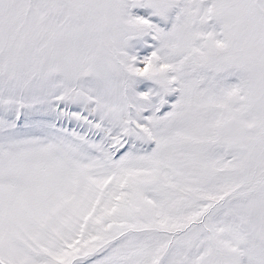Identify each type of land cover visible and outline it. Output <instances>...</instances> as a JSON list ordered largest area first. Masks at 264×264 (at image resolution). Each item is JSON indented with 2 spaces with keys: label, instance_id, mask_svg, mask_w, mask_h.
Returning <instances> with one entry per match:
<instances>
[{
  "label": "snow or ice",
  "instance_id": "6c2138e0",
  "mask_svg": "<svg viewBox=\"0 0 264 264\" xmlns=\"http://www.w3.org/2000/svg\"><path fill=\"white\" fill-rule=\"evenodd\" d=\"M0 264H264V0H0Z\"/></svg>",
  "mask_w": 264,
  "mask_h": 264
}]
</instances>
